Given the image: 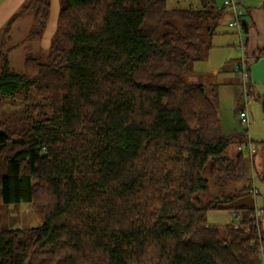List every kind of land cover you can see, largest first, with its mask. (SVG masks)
Returning a JSON list of instances; mask_svg holds the SVG:
<instances>
[{
  "label": "trees",
  "instance_id": "obj_1",
  "mask_svg": "<svg viewBox=\"0 0 264 264\" xmlns=\"http://www.w3.org/2000/svg\"><path fill=\"white\" fill-rule=\"evenodd\" d=\"M199 5L64 0L48 54L20 73L2 40L0 98L40 110L0 115L1 196L42 223L1 230L0 264H264V214L240 201L252 156L229 151L247 131L222 133L215 88L185 78L226 13ZM29 11L42 31L49 0ZM221 209L234 221L209 223Z\"/></svg>",
  "mask_w": 264,
  "mask_h": 264
},
{
  "label": "rangeland",
  "instance_id": "obj_2",
  "mask_svg": "<svg viewBox=\"0 0 264 264\" xmlns=\"http://www.w3.org/2000/svg\"><path fill=\"white\" fill-rule=\"evenodd\" d=\"M29 1L0 0V44L2 40L6 43L5 50L9 49L10 68L17 73L25 70L27 55L46 56L48 54L51 42L56 35L58 17L64 6V0H49L48 23L42 31H37L35 30V14L31 11L22 12ZM217 1L220 6L223 4V0ZM263 1L247 0L245 5L251 8L250 10H263ZM199 4L201 0H168L169 8H196L200 6ZM227 19L228 14L225 13L205 56L193 63V70L185 78L190 83H201L209 88H215L216 92L213 95L218 105L222 133L229 135L247 131L251 141L250 147L254 149V153H250L251 150L246 148V143H232L229 151L231 155H234L240 146H243L241 150L248 157L252 156V159L248 161V171L250 177L254 179V183L253 180L250 182L253 187L255 186L256 193H251L240 201L259 208L257 212L260 211L262 218L264 214V74L260 81L253 79L250 81L249 78L246 79L240 75L237 70L242 57L239 45L241 39L245 41L246 37L240 36L234 28L230 27ZM25 103L35 107L36 112L40 110L34 99L0 98V115L18 112ZM242 107H246L249 113L247 123L240 121L239 112ZM235 184L242 186L243 182ZM218 194L217 186L209 181V188L203 195V199H209ZM207 218L209 223L221 226L234 221L232 212L227 209L210 210ZM41 223L42 216L31 204L5 203L0 191V231L7 228L38 226ZM262 227L264 236V218H262Z\"/></svg>",
  "mask_w": 264,
  "mask_h": 264
},
{
  "label": "crops",
  "instance_id": "obj_3",
  "mask_svg": "<svg viewBox=\"0 0 264 264\" xmlns=\"http://www.w3.org/2000/svg\"><path fill=\"white\" fill-rule=\"evenodd\" d=\"M245 3H247V0H241V5L245 9L244 24L246 25H244L245 29L243 33L241 35L239 34L240 36L245 35L246 37L245 41L241 39L245 45L244 48L241 49V58H245L249 64V75L247 78H249L250 81L252 79L254 81H260L261 76L264 74V8L263 10H250L251 8L245 5ZM226 14H228V22L234 14L228 9H226Z\"/></svg>",
  "mask_w": 264,
  "mask_h": 264
},
{
  "label": "built area",
  "instance_id": "obj_4",
  "mask_svg": "<svg viewBox=\"0 0 264 264\" xmlns=\"http://www.w3.org/2000/svg\"><path fill=\"white\" fill-rule=\"evenodd\" d=\"M226 9L230 10L233 12V17L228 21V25L230 27L235 28L238 33L241 35L243 33L244 30V23H245V19H244V15H245V9L242 7L241 5V0H223V4H222ZM242 48H244V42L241 41L240 45ZM264 56V54H263ZM248 68H249V64L246 61L245 58H242L240 65H238V72L240 73V75H242V77H245L247 79L248 77ZM239 116H240V121L242 123H247L249 121V113L247 111L246 108L242 109L239 112ZM251 142L246 145V148L249 149L250 148V153H254V149H252L250 147ZM243 148V146H240V149ZM254 193H256V188L253 189ZM259 215L261 214L260 211L258 212Z\"/></svg>",
  "mask_w": 264,
  "mask_h": 264
}]
</instances>
